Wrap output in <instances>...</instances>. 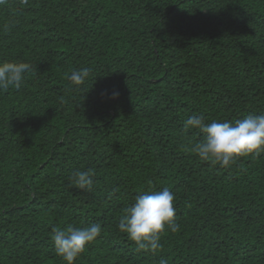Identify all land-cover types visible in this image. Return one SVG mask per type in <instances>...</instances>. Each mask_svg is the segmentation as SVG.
I'll use <instances>...</instances> for the list:
<instances>
[{
    "label": "trees",
    "instance_id": "obj_1",
    "mask_svg": "<svg viewBox=\"0 0 264 264\" xmlns=\"http://www.w3.org/2000/svg\"><path fill=\"white\" fill-rule=\"evenodd\" d=\"M6 60L32 71L0 91V264H66L53 230L94 223L74 264H264V152L221 168L184 128L264 115V0H8ZM77 169L93 191L70 184ZM164 188L180 229L138 251L119 219Z\"/></svg>",
    "mask_w": 264,
    "mask_h": 264
},
{
    "label": "clouds",
    "instance_id": "obj_2",
    "mask_svg": "<svg viewBox=\"0 0 264 264\" xmlns=\"http://www.w3.org/2000/svg\"><path fill=\"white\" fill-rule=\"evenodd\" d=\"M8 0H0V6H6ZM21 4L27 0H20ZM32 71L27 62H0V91L10 88L19 90L25 82L26 75ZM90 77L88 68L72 70L67 79L77 90ZM114 92L113 96H118ZM185 130L195 129L204 134L203 141L197 143L193 152L201 162H210L221 168H229L237 159L264 152V115H249L232 122L205 123L200 115H192L184 122ZM95 173L91 169L74 170L69 176L71 185L88 192L94 190ZM116 193H109L111 198ZM175 194L168 188L159 191H146L137 195L134 202L124 209L118 223L119 232L134 243L136 249L158 252L162 234L166 230L176 233L180 225L176 222ZM102 227L94 223L84 227L69 226L54 229L51 236L55 253L66 264L85 252L88 245L100 235Z\"/></svg>",
    "mask_w": 264,
    "mask_h": 264
}]
</instances>
